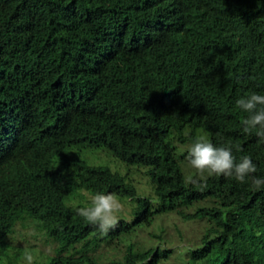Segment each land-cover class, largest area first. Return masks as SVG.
Masks as SVG:
<instances>
[{"label":"trees","instance_id":"16d2710c","mask_svg":"<svg viewBox=\"0 0 264 264\" xmlns=\"http://www.w3.org/2000/svg\"><path fill=\"white\" fill-rule=\"evenodd\" d=\"M251 93L264 95V0H0V260L18 264L7 240L25 218L57 246L44 264H103L96 249L172 213L207 223L190 264H264V186L190 184L174 145L203 134L264 178V140L236 107ZM86 150L144 169L154 197ZM96 193L133 204L106 235L75 211ZM170 254L128 245L109 264Z\"/></svg>","mask_w":264,"mask_h":264},{"label":"rangeland","instance_id":"374dc122","mask_svg":"<svg viewBox=\"0 0 264 264\" xmlns=\"http://www.w3.org/2000/svg\"><path fill=\"white\" fill-rule=\"evenodd\" d=\"M184 136L189 138L190 132H186ZM191 144H174L177 154H184ZM83 156L90 165H109L118 169L135 186L140 197H149L151 199L154 197L144 169L127 168L122 164L116 163L103 150H86L83 151ZM181 168L186 178L194 174L185 158L181 161ZM87 198L90 199L91 197L87 195ZM120 201L123 209L118 214L119 218L128 221L131 218L130 209L133 204L129 201ZM198 205L200 204L195 207ZM192 211L193 209L189 212ZM206 224L205 220L185 222L172 213L160 215L151 226L137 229L131 236L118 242L116 241L110 246H102L96 249L93 255L100 257V261L103 264H109L111 260L119 258L128 245H133L135 249L139 250L158 247V249H165L171 252L169 258L164 260L166 263L161 264H190L188 251L200 247L199 241L205 233ZM7 243L11 246L10 250L6 252L8 256L12 257L15 251L21 252L18 264H25L23 257L26 252H31L34 257V264H44L47 257L54 254L57 247L53 241L38 229L36 223L28 218L16 224ZM10 259L6 256L2 257L0 264H10Z\"/></svg>","mask_w":264,"mask_h":264},{"label":"clouds","instance_id":"9594fccd","mask_svg":"<svg viewBox=\"0 0 264 264\" xmlns=\"http://www.w3.org/2000/svg\"><path fill=\"white\" fill-rule=\"evenodd\" d=\"M236 107L250 115L242 120V130L246 134L255 135L264 140V95L251 93L236 101ZM2 137V133H0ZM193 175L188 177V183L199 184L201 188L206 184L200 183L207 177L224 176L243 183L251 177L252 185L259 190L264 186V178L256 177V165L249 156H243L239 162L235 161L229 147H216L203 136L194 140L186 150L185 156ZM123 205L114 193H96L90 198V205L77 207L76 214L89 225L95 226L100 235H106L116 228L119 223V213ZM25 264H34L31 252H26Z\"/></svg>","mask_w":264,"mask_h":264}]
</instances>
